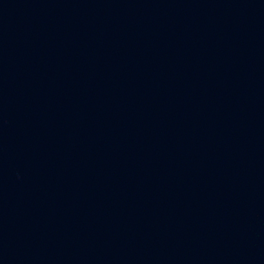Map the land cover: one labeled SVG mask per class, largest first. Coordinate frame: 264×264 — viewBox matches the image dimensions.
Returning a JSON list of instances; mask_svg holds the SVG:
<instances>
[{
  "label": "water",
  "instance_id": "water-1",
  "mask_svg": "<svg viewBox=\"0 0 264 264\" xmlns=\"http://www.w3.org/2000/svg\"><path fill=\"white\" fill-rule=\"evenodd\" d=\"M0 264H264V0H0Z\"/></svg>",
  "mask_w": 264,
  "mask_h": 264
}]
</instances>
